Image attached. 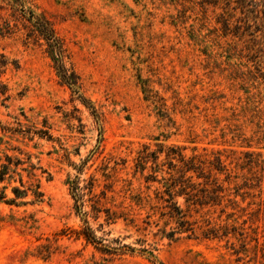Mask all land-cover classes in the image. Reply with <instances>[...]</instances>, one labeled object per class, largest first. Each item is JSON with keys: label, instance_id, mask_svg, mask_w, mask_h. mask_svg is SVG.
I'll list each match as a JSON object with an SVG mask.
<instances>
[{"label": "rangeland", "instance_id": "obj_1", "mask_svg": "<svg viewBox=\"0 0 264 264\" xmlns=\"http://www.w3.org/2000/svg\"><path fill=\"white\" fill-rule=\"evenodd\" d=\"M27 5L50 18L80 80L78 91L63 83L23 30L2 35L8 14L0 10V47L18 63L3 77L7 96L0 95V170L8 166L0 181V264H264V169L254 167L248 184L247 167L230 180L235 199L252 215L203 209L188 218L228 232L170 239L159 229L175 223L165 226L151 209L162 203L163 182L146 181L152 161L144 171L136 166L143 144L219 154L229 167L232 151L264 159V0ZM164 158L165 152L159 161ZM226 174L218 175L228 185ZM77 176L80 186L96 178V192L112 185L98 218L90 200L83 209L104 243L134 251L104 253L74 232L85 226L68 182ZM22 183L42 195L29 189L7 202ZM138 194L149 199L142 206ZM104 209L117 217L107 222Z\"/></svg>", "mask_w": 264, "mask_h": 264}, {"label": "trees", "instance_id": "obj_2", "mask_svg": "<svg viewBox=\"0 0 264 264\" xmlns=\"http://www.w3.org/2000/svg\"><path fill=\"white\" fill-rule=\"evenodd\" d=\"M28 0H0V10L7 12L8 20L5 21L2 35L11 34L19 31L25 32V42L33 43L43 47L44 51L51 58L53 67L57 71L61 81L69 85L74 91H78L79 75L72 66L67 65L69 55L63 39L58 35L52 21L44 13H36L31 7L27 5ZM10 66L18 67L17 60L11 59L6 51L0 47V95H6L9 87L7 82L3 79ZM7 96V95H6ZM93 114H97L95 109ZM100 118V115H96ZM165 152V160L159 161L160 154ZM261 155V154H257ZM229 158V167L219 154L211 155L194 153L186 155L180 146H164L160 145L157 150L150 149V146L143 144V147L138 151L136 156L137 167L145 170L146 164L152 161L150 166L151 173L145 175L146 181L163 182L164 190L158 191V199L161 200L160 205H151V209L155 213L165 218V226L174 222L175 225L169 230L160 228L163 236L170 239L177 238L176 234L181 232H188L189 236L196 235L197 230H200L205 237H220L221 234H226L227 228L223 225H211V222L206 220V225H198L197 221L188 218V215L199 213L206 209L205 213H215L217 207L219 213L217 215H250L246 207H243L235 199L233 189L236 186L230 187L231 179L237 177L238 169L247 167L251 176L243 174L244 182L250 183L256 172L253 168L260 166L264 169V159L256 157L254 152L246 151L243 155L236 154L232 151L227 155ZM4 168L0 170V181L4 179V175L8 171L6 164L2 165ZM226 171L225 185L220 181L219 173ZM163 172L164 175L159 179L158 175ZM71 184L72 196L75 199V205L81 213L85 226L81 229H74L78 236H82L86 242L94 244L98 249L108 254H121L129 250L134 251L135 248L128 244H122L114 247L104 243V238L98 236L96 231L89 223L88 211L83 209L85 201L90 200L92 211L95 213V218L103 209V200L108 199V190H111V184H105L99 192L95 191L97 186V179L93 176L80 186V178L77 176L74 180H69ZM22 188L19 186L12 187L14 197L7 199L9 203H16L18 198L24 197L28 194L30 189L36 198H39L42 193L38 189L30 187ZM85 195L89 197L85 199ZM178 197L184 198V202L180 203ZM136 203L141 205L149 200L146 196L140 194L134 196ZM106 211V221L110 222L117 217L118 213L110 209ZM121 215V214H119ZM124 216L125 214L122 213ZM208 215V214H204ZM252 215V214H251ZM126 218V217H124ZM134 222L133 219H131ZM205 226V227H204ZM147 250V249H144Z\"/></svg>", "mask_w": 264, "mask_h": 264}]
</instances>
